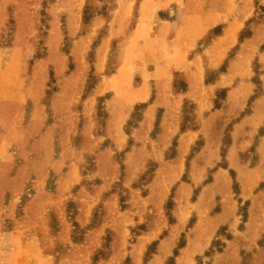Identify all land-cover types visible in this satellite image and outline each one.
Instances as JSON below:
<instances>
[{
    "label": "rangeland",
    "instance_id": "374dc122",
    "mask_svg": "<svg viewBox=\"0 0 264 264\" xmlns=\"http://www.w3.org/2000/svg\"><path fill=\"white\" fill-rule=\"evenodd\" d=\"M0 264H264V0H0Z\"/></svg>",
    "mask_w": 264,
    "mask_h": 264
},
{
    "label": "crops",
    "instance_id": "0c3cea01",
    "mask_svg": "<svg viewBox=\"0 0 264 264\" xmlns=\"http://www.w3.org/2000/svg\"><path fill=\"white\" fill-rule=\"evenodd\" d=\"M13 76L16 77V78H15L16 80L19 78L18 76H16V73H15V72H13ZM18 173H20V171H19ZM23 173H24V172H23ZM26 177H27L26 174L22 175V178H24V180L26 179ZM23 186H24V184L20 181V177H19V175H15V178H14V180L12 181V183H8L6 187L9 188V189H20V188H22ZM15 233H17V236H18V234H19L20 232H19L18 229H17V231H16V230H13V231H11V232H9V233H6L5 235H8L9 237H13ZM27 257H28V256H27ZM28 258H29V257H28Z\"/></svg>",
    "mask_w": 264,
    "mask_h": 264
},
{
    "label": "trees",
    "instance_id": "16d2710c",
    "mask_svg": "<svg viewBox=\"0 0 264 264\" xmlns=\"http://www.w3.org/2000/svg\"><path fill=\"white\" fill-rule=\"evenodd\" d=\"M224 70V68H222V71ZM148 103H142V106H145L147 105ZM130 142H131V139H130ZM78 223V222H77ZM175 253L177 254V251H175Z\"/></svg>",
    "mask_w": 264,
    "mask_h": 264
}]
</instances>
